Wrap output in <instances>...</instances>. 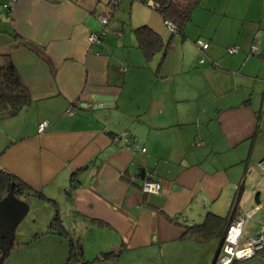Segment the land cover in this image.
<instances>
[{"label":"crops","instance_id":"0c3cea01","mask_svg":"<svg viewBox=\"0 0 264 264\" xmlns=\"http://www.w3.org/2000/svg\"><path fill=\"white\" fill-rule=\"evenodd\" d=\"M8 1L0 0V54L11 56L32 102L0 114V170L40 195L10 250L45 235L64 240L68 257L66 238L49 231L58 213L86 264H211L219 238L185 239L184 226L227 216L238 194L235 217L251 216L244 237L260 229L264 0H200L182 35L151 0L130 2L124 15L109 0H16L9 9ZM141 25L164 43L149 60L134 35ZM101 30L102 43L90 45ZM232 46L239 51L229 55ZM126 134L145 151L127 146ZM147 173L157 194L141 190ZM110 252L117 256L99 258Z\"/></svg>","mask_w":264,"mask_h":264},{"label":"trees","instance_id":"16d2710c","mask_svg":"<svg viewBox=\"0 0 264 264\" xmlns=\"http://www.w3.org/2000/svg\"><path fill=\"white\" fill-rule=\"evenodd\" d=\"M151 1L156 4L154 9L161 15L163 20L169 21L174 25L175 33L177 35L183 34L185 24L190 21L192 11L200 2V0ZM134 35L137 40L138 48L142 51L147 60L157 52L161 51L164 47L161 36L147 25H141L134 28ZM31 102V94L23 84L11 56L9 54H0V114L14 116L22 108L30 105ZM10 189L17 198L27 203L32 196L37 195V193L30 191L20 180L0 170V199H2ZM239 196L240 195L238 194L235 197L227 216L219 217L213 214H208L202 224L184 226L183 238L185 239L204 242L214 237L219 238L220 248L211 264H218L217 258L223 244L226 229L238 211ZM49 231L55 232L66 238L69 247L66 264H71V262L78 259L83 260L82 264H86L85 260L82 258L83 254L80 244L77 240L68 237L65 228L61 224L58 213H55L49 225ZM13 245L14 241L12 243V246ZM116 256L117 253L110 252L101 255L99 258L101 260H106ZM4 259L0 264L4 262ZM237 262L238 261H235L232 264H236Z\"/></svg>","mask_w":264,"mask_h":264},{"label":"built area","instance_id":"2783aa9c","mask_svg":"<svg viewBox=\"0 0 264 264\" xmlns=\"http://www.w3.org/2000/svg\"><path fill=\"white\" fill-rule=\"evenodd\" d=\"M16 0H9L8 3L5 4V8H11L12 4ZM120 0H109L108 1V9L110 12H113L117 9ZM151 6L154 8L155 3L150 2ZM99 23L102 26H106L109 22V19L104 15H98ZM165 25L175 33L174 25L164 20ZM105 34L104 30H101L96 33H91L87 37V41L90 45H99L102 43L103 36ZM200 49L204 50L208 47V43H199ZM227 54L233 55L239 51L237 46L228 47L226 49ZM257 52V47L255 41L250 46V54H255ZM204 59H200V63H203ZM215 64V63H213ZM65 114L72 115L73 112L71 109H67ZM47 125L46 121H43L39 124L38 130L42 131L44 127ZM124 142L127 146L134 148L135 150H139L141 152L145 151V148H140L136 143L135 139L129 135H125ZM259 170L264 173V159H261L258 162ZM262 181H264V176H262ZM160 189V184L153 178L152 173L145 174V178L141 184V190L144 193H154L157 194ZM255 195V192L252 193ZM258 209V207L256 208ZM254 211V210H253ZM250 213L244 212L243 216L235 217L231 223L228 225L225 236L223 239V244L217 258L218 264H232L235 261H240L243 259L250 258L259 254L262 259H264V224L261 225L260 229L255 232L253 236L244 237V229L246 220L249 219ZM83 260L78 259L71 262V264H82Z\"/></svg>","mask_w":264,"mask_h":264},{"label":"rangeland","instance_id":"374dc122","mask_svg":"<svg viewBox=\"0 0 264 264\" xmlns=\"http://www.w3.org/2000/svg\"><path fill=\"white\" fill-rule=\"evenodd\" d=\"M125 1H127V5L125 6ZM136 1V0H135ZM130 2H134V0H124V3H120L118 9V13H122L124 15V13H128L130 10L129 4ZM136 5V2H134ZM117 11V10H116ZM116 20H118L116 18ZM121 20V19H119ZM117 22V21H116ZM259 169V168H258ZM264 175V174H262ZM262 188H264V185L261 186ZM247 197V195L244 196V199ZM245 201V200H244ZM242 200V204L244 202ZM30 207V205H29ZM34 210V208H32V211ZM261 214H264V211L258 212L256 215L253 216V219H258L261 217ZM31 214L30 216H27L25 218V220L19 224V230L21 229V227H24L25 225L28 224V220L31 219ZM264 218V217H262ZM38 222V221H36ZM251 224V222H250ZM31 232L28 231L26 234H24L23 236H18L17 234V239L16 240H20L21 238H28L29 236H31ZM30 240V238H29ZM64 240H59L56 238H52L49 236H43L41 239L36 240L35 242H31L29 244V246H27L26 249L24 250H9L6 258L4 259V262L2 264H12V262L14 261V264H33V260H34V264H63L66 257H67V248H66V243H64ZM216 243H218V240H215ZM259 258L261 259L262 262H264V259L261 258V256L259 254L252 256L250 258L243 259L240 260L238 263L239 264H250V263H254V260L251 261L252 259L255 258Z\"/></svg>","mask_w":264,"mask_h":264},{"label":"water","instance_id":"95a60500","mask_svg":"<svg viewBox=\"0 0 264 264\" xmlns=\"http://www.w3.org/2000/svg\"><path fill=\"white\" fill-rule=\"evenodd\" d=\"M98 102L112 101L110 97L97 96ZM100 107V106H99ZM143 178L144 170L140 172ZM29 209V204L17 198L12 190L0 199V263L9 252L15 239V230L18 224L23 220Z\"/></svg>","mask_w":264,"mask_h":264}]
</instances>
